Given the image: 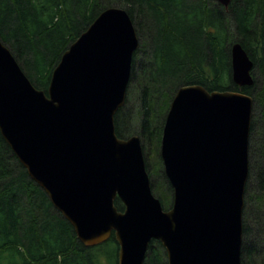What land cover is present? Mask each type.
Returning <instances> with one entry per match:
<instances>
[{"label":"water","instance_id":"obj_1","mask_svg":"<svg viewBox=\"0 0 264 264\" xmlns=\"http://www.w3.org/2000/svg\"><path fill=\"white\" fill-rule=\"evenodd\" d=\"M231 1L218 0L226 8ZM139 47L128 11L108 7L63 52L46 92L0 39V132L85 246L114 233L117 264H144L152 240L168 264H243L254 97L199 83L178 87L161 140L173 187L165 209L141 137L120 138L115 127ZM231 56L234 82L252 86L254 60L240 42Z\"/></svg>","mask_w":264,"mask_h":264},{"label":"trees","instance_id":"obj_2","mask_svg":"<svg viewBox=\"0 0 264 264\" xmlns=\"http://www.w3.org/2000/svg\"><path fill=\"white\" fill-rule=\"evenodd\" d=\"M215 1L0 0V39L31 82L47 92L52 71L69 45L102 10L125 8L138 35L146 38L139 37L126 102L115 114L116 133L120 138L139 135L148 153L155 141L161 158L166 114L180 85L248 93L264 122V0H232L227 8ZM235 42L254 60L252 86L233 80ZM257 120L252 119L250 149L259 142L261 152L256 159L249 156L243 264H264V138L255 140ZM146 165L153 192L168 209L173 201L170 180L165 171L159 175L161 166ZM115 204L124 209L119 198ZM118 250L114 233L99 245L85 246L0 132V264H105L116 252L117 264ZM144 264H168L159 240L151 241Z\"/></svg>","mask_w":264,"mask_h":264},{"label":"rangeland","instance_id":"obj_3","mask_svg":"<svg viewBox=\"0 0 264 264\" xmlns=\"http://www.w3.org/2000/svg\"><path fill=\"white\" fill-rule=\"evenodd\" d=\"M215 2H218V0H216ZM143 36L144 37H140V36L139 37L145 39L146 38L145 35H143ZM146 41L147 40H145V42ZM258 110H259L258 107L256 108V102H254L252 119L254 118V120H255L257 118V116H258V120L257 121H260L259 124L256 121L257 124H256V131H255V140L257 139L258 141H261V139L264 138L263 137L264 136V122L262 121L263 120L262 119L263 118L262 112H259ZM150 144H151L152 148L149 150V153L147 151V148L146 147L144 148L145 158H146V161L149 164V166H151L152 163L155 164V165H157V166H161L160 173H159V175H160L161 172L164 171L163 160H162V157L161 158L159 157L158 150H156V143H155V141H153ZM259 145H260L259 142H257L256 145H254L253 147L251 146V149L249 148V156H250V159L251 158L256 159L257 158V155L260 154L261 148H260ZM160 151H161V149H160ZM160 155H161V153H160ZM159 175L156 176V177H158V179H161V177H159ZM253 189L256 190L257 187H254ZM110 252H111V249H110V251H109L108 254H110ZM116 262H117V252L113 256H112V254L109 255L108 258H106L105 264H116Z\"/></svg>","mask_w":264,"mask_h":264}]
</instances>
